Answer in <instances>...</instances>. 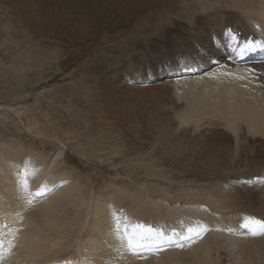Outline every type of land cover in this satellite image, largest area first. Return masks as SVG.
Returning a JSON list of instances; mask_svg holds the SVG:
<instances>
[{"label":"rangeland","instance_id":"374dc122","mask_svg":"<svg viewBox=\"0 0 264 264\" xmlns=\"http://www.w3.org/2000/svg\"><path fill=\"white\" fill-rule=\"evenodd\" d=\"M170 1L0 0V92L19 90L30 78L41 81L36 95L30 92L36 88L32 86L22 101L12 106L0 102V153L6 151L3 141L22 144L23 151L31 149L43 160L51 159L59 149L60 159L76 171L87 192L120 187L132 194L143 191L140 204L131 199V193L118 192L114 205L123 208L127 215L122 212V217L131 226L142 227L144 233L161 232L173 238L214 209L187 206L189 201L184 200L178 215L166 221L173 229L164 224L168 202L196 188L194 192L206 195L238 194V205L224 211L229 227L245 230L239 223L245 213L256 216L248 217L254 220L253 226L264 224V134H256L252 124L247 129L248 120L239 116L226 123L227 116L216 109L212 112L211 100L201 104L199 77L224 67L218 65L203 75H182L178 81L162 79L163 71L178 66L177 55L160 52L159 45L168 48L169 31L182 34L175 25L188 34V22L203 10L201 2L174 0V6ZM169 4L171 10L165 11ZM158 11L160 16L151 18ZM189 36H184L187 45L192 44ZM154 56H158L157 66L149 64ZM152 76L153 81L145 86L133 82ZM127 85H162L166 93L136 95L125 90ZM258 115L262 117L264 111L258 110ZM62 124L70 126L69 133L60 136ZM233 124L240 127L238 135ZM244 176L250 183L238 182ZM149 187L157 193H146ZM158 189L163 191L158 193ZM155 198L156 202L149 201ZM211 219L214 224L202 220L196 227L215 226L214 215ZM228 259L222 256L221 261Z\"/></svg>","mask_w":264,"mask_h":264},{"label":"bare ground","instance_id":"6f19581e","mask_svg":"<svg viewBox=\"0 0 264 264\" xmlns=\"http://www.w3.org/2000/svg\"><path fill=\"white\" fill-rule=\"evenodd\" d=\"M40 1L42 0H37ZM178 1L180 3V0ZM188 1L201 2L203 10L195 16L194 21L188 22V34L183 32L184 28L178 29L179 25L175 27L177 32L181 31L182 34L168 32L167 42L171 49L169 46L165 49L159 45L160 52L170 55L173 52L177 55L178 66V69L173 66L163 71L162 79L173 80L168 77L170 73L171 76H179L178 79L182 80V75L209 73L214 64H221L223 69H215L213 74L199 77L198 88L203 96L201 104L211 100L212 112L216 109L227 116L226 123L239 116L241 120H248V123L244 124L247 129L251 130L252 124L257 127L252 128L257 130L256 134H264V115L256 117L258 110L264 111V61L254 60L256 56L264 54V0ZM40 6L37 4V7ZM171 7L172 5L167 6L165 11ZM161 13L158 11L151 18L160 16ZM212 17L214 21L210 20ZM192 24L195 33L190 32ZM216 29L223 35H218ZM187 35L193 38L190 45H187V38L184 37ZM157 58L158 56L152 57L154 60H149V64L157 66ZM240 58H245V61L239 62ZM133 65L136 66L134 63ZM128 72L131 73V68ZM131 74L130 76H135ZM123 82H120L119 86L123 87ZM40 83L39 78H30L19 90L11 93L0 92V102L12 106L17 100L22 101V97L26 96L25 92L32 86L36 88L30 92L36 95ZM125 90L136 92V95L154 93L157 97L166 93L162 85H127ZM32 125L34 128V124ZM233 125L239 127L238 124ZM230 126L226 124L229 129ZM59 127L57 133L60 136L69 133L68 124ZM237 128L235 135H238L240 130V127ZM1 144L9 152L0 153V264H264V231L261 230L264 224L257 222L256 226H253L254 220L248 217L256 216L246 213L241 215L245 230L239 231L238 228L229 227L230 221L224 211L234 209L238 205L235 201L239 196L235 192H211L206 195L202 191L194 192L198 189L196 188L189 193L178 194V199L173 198L168 202L169 205H166L167 215L162 218L164 224L178 215L179 203L184 200L189 201L187 206L215 207L205 213L199 221L213 223L211 215H214L219 223L211 225L210 228L203 224L197 228L199 221H193L187 230L173 238L167 234L161 235V232L148 234L144 233L142 227L133 223L134 221L131 226L128 220L122 217L123 208L114 205L118 201V192L124 195L125 192L131 193L127 188L87 192L80 177L75 175L76 171L67 168L66 161L60 159L62 152L59 149L52 154L51 159L43 160L31 152V149L23 151L22 144L17 142L3 141ZM212 144L213 142H209V145ZM161 191L163 190L158 193ZM140 192L136 191V194L130 195L137 204L141 202ZM145 192L155 194L157 190L149 187ZM159 197V200H163V196ZM149 201L156 202V198ZM247 221L250 226H247ZM166 224L173 229L171 222ZM217 226L221 227L217 229ZM248 233L247 237L241 235ZM196 234L203 235L183 243L179 248L169 245L161 252L136 254L126 248L127 241L130 240L135 246L170 244ZM165 239L168 240L162 242ZM70 248H73V253L67 251ZM222 256H228V261H221Z\"/></svg>","mask_w":264,"mask_h":264},{"label":"snow or ice","instance_id":"6c2138e0","mask_svg":"<svg viewBox=\"0 0 264 264\" xmlns=\"http://www.w3.org/2000/svg\"><path fill=\"white\" fill-rule=\"evenodd\" d=\"M129 243L131 244V240L129 241Z\"/></svg>","mask_w":264,"mask_h":264}]
</instances>
